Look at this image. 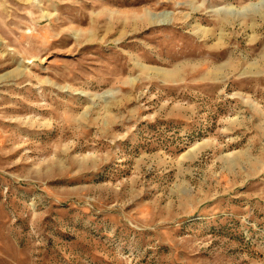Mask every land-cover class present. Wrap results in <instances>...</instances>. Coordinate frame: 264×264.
Instances as JSON below:
<instances>
[{
    "label": "rangeland",
    "instance_id": "1",
    "mask_svg": "<svg viewBox=\"0 0 264 264\" xmlns=\"http://www.w3.org/2000/svg\"><path fill=\"white\" fill-rule=\"evenodd\" d=\"M0 264H264V0H0Z\"/></svg>",
    "mask_w": 264,
    "mask_h": 264
}]
</instances>
